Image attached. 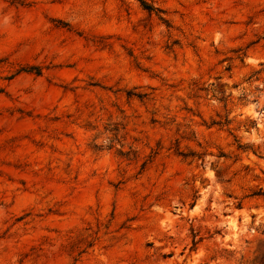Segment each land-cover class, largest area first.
I'll use <instances>...</instances> for the list:
<instances>
[{"label":"rangeland","instance_id":"1","mask_svg":"<svg viewBox=\"0 0 264 264\" xmlns=\"http://www.w3.org/2000/svg\"><path fill=\"white\" fill-rule=\"evenodd\" d=\"M0 264H264V0H0Z\"/></svg>","mask_w":264,"mask_h":264},{"label":"trees","instance_id":"2","mask_svg":"<svg viewBox=\"0 0 264 264\" xmlns=\"http://www.w3.org/2000/svg\"><path fill=\"white\" fill-rule=\"evenodd\" d=\"M146 8H148V7H146Z\"/></svg>","mask_w":264,"mask_h":264}]
</instances>
